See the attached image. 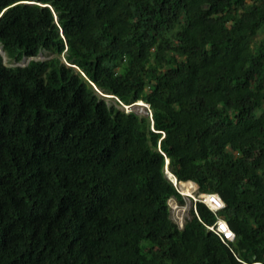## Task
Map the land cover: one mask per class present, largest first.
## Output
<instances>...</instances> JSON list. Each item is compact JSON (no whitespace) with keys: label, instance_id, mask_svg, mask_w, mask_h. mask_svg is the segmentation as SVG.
I'll return each mask as SVG.
<instances>
[{"label":"trees","instance_id":"trees-1","mask_svg":"<svg viewBox=\"0 0 264 264\" xmlns=\"http://www.w3.org/2000/svg\"><path fill=\"white\" fill-rule=\"evenodd\" d=\"M0 44V264H264V0H0ZM167 158L226 206L179 228Z\"/></svg>","mask_w":264,"mask_h":264},{"label":"clouds","instance_id":"clouds-1","mask_svg":"<svg viewBox=\"0 0 264 264\" xmlns=\"http://www.w3.org/2000/svg\"><path fill=\"white\" fill-rule=\"evenodd\" d=\"M44 5H46V6H49V4H44ZM53 10V9H52ZM45 50V49H44ZM39 53H40V51H39ZM38 53V54H39ZM35 56H37V55H35ZM35 56H26V57H35ZM30 61H32V60H30ZM29 61V62H30ZM21 62V61H20ZM19 62V63H20ZM28 62V63H29ZM27 63V64H28ZM26 64V65H27ZM25 65V64H24ZM103 95H105V96H107V97H111V98H113L114 99V101H119L118 100V98H117V96L116 95H111V94H104L103 92H101ZM135 103H139V104H141V105H143V106H145V107H148L149 108V104L148 103H146L144 100H139V101H137V102H135ZM134 104V103H133ZM129 105H131V104H129ZM121 106H123V108L125 109V107H127V105L126 104H123V103H121ZM126 110V112H131V111H133V110H127V108L125 109ZM149 110H150V108H149ZM134 112H136V111H134ZM138 113V112H137ZM148 113H150V114H152V112H148ZM147 113V114H148ZM139 114H141V113H139ZM168 163H169V159L167 158V161H166V167H165V175L167 176V178L174 184V186L179 190V192L181 193V195H182V197H183V200H184V202L183 203H181L177 198H175V197H172V198H170L169 200H168V206L170 207V209H171V214H172V208L174 207L173 205H171V202L173 203V204H176V206H179V204L180 205H183L184 203H187L188 204V200H190L188 197H190V198H192V199H194L195 200V203H193L191 206H190V209L192 208V207H195L196 208V204L198 203V202H202V203H204L210 210H212L213 212H215L216 214L218 213V211H220L221 209H223L225 206H226V203H225V201H224V199L222 198V196L219 194V193H216V192H203L202 190H201V188H200V184L198 183V182H196L195 180H192V179H190V180H179L171 171H170V169H169V167H168ZM182 182H192V183H194V184H196L197 185V189H196V194L195 195H185L183 192H182V190L180 189V184L182 183ZM179 187V188H178ZM206 195L207 196H209V198H210V202H208L207 201V197H206ZM198 197V198H197ZM187 198V200L185 201V199ZM191 201V200H190ZM190 209H189V211H188V216H189V214H190ZM172 219H173V216H172ZM186 219H187V217H185V219H184V223H183V225H181L176 219H173V221L179 226V228H183L184 227V224H185V222H186ZM220 222H223V223H227L228 224V222H227V220L224 218V217H222V216H219V215H217V221H216V223L214 224V225H210V226H208L211 230H213V231H215L221 238H222V240L223 241H225V240H233L234 238H235V232L230 228V226H229V224H228V226H229V228H230V230L234 233V237L232 238V239H223V237H222V234L223 233H221V232H219L218 231V229H217V227H220V228H222V226H221V224H220Z\"/></svg>","mask_w":264,"mask_h":264},{"label":"rangeland","instance_id":"rangeland-1","mask_svg":"<svg viewBox=\"0 0 264 264\" xmlns=\"http://www.w3.org/2000/svg\"><path fill=\"white\" fill-rule=\"evenodd\" d=\"M0 53L3 55V58H4V62L5 64L7 65H17V62L14 60V59H10L7 54L5 53V51L2 49L1 47V44H0ZM54 54L47 50V49H41L40 50V53L35 56V57H26L24 56L23 59L21 60V62L19 63L20 65H26L30 60H46V59H49L51 57H53ZM112 102H115L114 100H112ZM138 104V105H137ZM123 107V106H122ZM127 108V110H133V111H136L138 113H141V114H144L146 115L148 112H150L149 108L148 107H145L139 103H134V104H131V105H127V107H125V109ZM179 188V187H178ZM183 187H181L180 185V189L182 190ZM182 192L185 194V195H195L196 194V186L194 183H191L190 184V187L189 189H183ZM190 193V194H189ZM190 200H188V204L187 203H184L183 205H180L179 206H176V204H173L171 202V205H173L174 207L172 208V216H173V219H176L181 225H183L184 223V219L185 217H188V211L190 209V206L195 203V200L188 197ZM198 198V197H197ZM187 200V198L185 199V201Z\"/></svg>","mask_w":264,"mask_h":264},{"label":"built area","instance_id":"built-area-1","mask_svg":"<svg viewBox=\"0 0 264 264\" xmlns=\"http://www.w3.org/2000/svg\"><path fill=\"white\" fill-rule=\"evenodd\" d=\"M222 228L217 227L218 231L223 233L222 237L223 239H232L234 237V233L230 230L229 226L227 223L220 222Z\"/></svg>","mask_w":264,"mask_h":264},{"label":"bare ground","instance_id":"bare-ground-1","mask_svg":"<svg viewBox=\"0 0 264 264\" xmlns=\"http://www.w3.org/2000/svg\"><path fill=\"white\" fill-rule=\"evenodd\" d=\"M138 105V104H137ZM192 182H182L180 185H181V187H183L182 188V190L184 189H189V187H190V184H191ZM190 194V193H189ZM194 195V194H193ZM206 197H207V201L208 202H210V198H209V196H207L206 195Z\"/></svg>","mask_w":264,"mask_h":264},{"label":"snow or ice","instance_id":"snow-or-ice-1","mask_svg":"<svg viewBox=\"0 0 264 264\" xmlns=\"http://www.w3.org/2000/svg\"><path fill=\"white\" fill-rule=\"evenodd\" d=\"M223 227V226H222Z\"/></svg>","mask_w":264,"mask_h":264}]
</instances>
